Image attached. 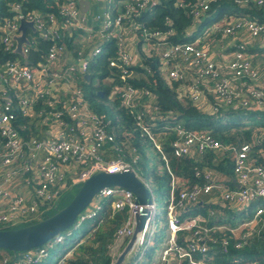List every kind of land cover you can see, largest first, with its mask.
Returning <instances> with one entry per match:
<instances>
[{"label": "built area", "instance_id": "2783aa9c", "mask_svg": "<svg viewBox=\"0 0 264 264\" xmlns=\"http://www.w3.org/2000/svg\"><path fill=\"white\" fill-rule=\"evenodd\" d=\"M80 1L69 0L62 7L59 16L35 14L27 19L16 16L7 20L0 28L5 31L2 43L7 50L14 52L16 41L13 37L22 34L19 31L21 20L34 23L36 32L29 31L35 33L36 37H31L28 33L31 45L23 47L26 56L29 47L35 43L32 38L50 42L45 61L37 65V70L27 68L20 62H8L6 70L0 73V225L15 226L43 217L65 189L68 190L73 184L83 183L96 172L133 169L130 162L119 157L112 161L103 158L108 146L121 150L115 144L116 135L108 129L110 124L105 123L90 108L83 90L78 87L74 78V74L90 76V63L103 55L102 43L117 39L116 49L120 63L115 62L114 66L122 69L120 79L126 83L114 85L110 97L122 101L140 124L142 135L148 136L161 152V144L154 129L160 133L173 130L176 140L172 147L176 156L185 157L193 153L201 156L210 153L229 154L233 161L232 182L235 188L227 184L228 180L218 179L219 182L214 173L206 169L203 173L195 174L196 177L203 176V186L183 190L178 195L177 178L164 158L171 176L170 194L166 202L167 238L154 261L158 264H209L207 261L212 257L211 249L214 245H220L225 253L229 250L228 239L214 237L224 231H231L235 236L245 229L246 232L235 243L236 249L244 248L253 233L260 232L257 230L258 224L264 226L263 208H259L251 220L237 227H210L200 215L190 213L205 196L217 203L223 201L235 211L247 209L254 199H264V166L251 160L254 144L227 146L210 132L189 131L182 125L169 121L167 126L160 128L151 118L148 122L145 121L146 114L151 113L152 101L149 100V104L144 105V97H150L151 100L155 98L146 89L134 88L127 83V79L134 75L130 69L143 67V58L158 59L165 79L181 81L182 88L190 93L194 101L205 106L204 90L219 97L221 101L212 109L215 117H229V113L221 109L223 106L236 112L240 109L245 114L257 111L264 113L263 61L257 60L259 63L255 65L254 55L251 54L255 40L259 39L264 46V25L250 18L230 21L223 19L220 23L217 22L213 26L215 33L223 32V37L230 39L227 43H234L233 49L228 47L227 53H223L220 60H217L211 49L202 47L200 40L172 44L169 38L175 34L173 28L161 31L140 23L138 18L143 12L155 15L156 0H97L105 3L107 10L103 17H96V24L90 18L93 14L92 5L90 11L83 14ZM212 1L216 0H197L200 10L195 11L194 16L202 18L209 11ZM238 3L241 1L238 0ZM257 4L263 6L264 0H257ZM170 25L172 24L167 21V26ZM66 30L72 34L75 32L73 42L75 46L79 45L77 50L68 45ZM80 35H86V43L78 38ZM85 44L87 49L82 46ZM188 75L191 77L187 78ZM115 79L110 77L107 80L110 83ZM14 98L17 99L16 104L12 100ZM39 99L46 101L45 105L49 107L46 114L40 112L36 116L46 115L51 120L53 136L50 139H38L33 135L26 137L20 132L16 108L21 110L23 116H30L32 104ZM66 116L69 120H65ZM262 135L260 139L264 140V134ZM78 167L82 169L76 174ZM70 173H73L72 181ZM110 197L115 198L111 204L112 215L129 209V219L117 231L116 242L112 247V250L118 252L133 236L136 215L142 208L135 203L131 192L118 187L102 191L94 200L95 203L79 218V224L96 217L103 209V199ZM152 199L153 204L146 206L150 217L144 232L123 264H145L146 252L157 239L159 212L153 194ZM47 255L43 247L28 251L20 264H37ZM64 259L58 263L63 264Z\"/></svg>", "mask_w": 264, "mask_h": 264}, {"label": "trees", "instance_id": "16d2710c", "mask_svg": "<svg viewBox=\"0 0 264 264\" xmlns=\"http://www.w3.org/2000/svg\"><path fill=\"white\" fill-rule=\"evenodd\" d=\"M68 1L0 0V28L5 25L7 20L16 16H22L26 19L35 14L44 16L55 14L59 16L62 7ZM240 1L241 3H238V0L212 1L210 2L209 11L205 15L203 14L202 18L197 19L193 14L195 11L200 10L197 0H156L154 4L155 15L152 16L149 12H143L138 20L147 28H155L161 31L173 28L175 34L169 38L172 44L191 43L200 40L202 47L212 50H214L213 48L218 49L214 56L220 59L223 53H227L228 47L231 50L233 49L234 43H227L230 39L224 38L223 32L215 33L213 26L217 22L220 23L223 19L230 21L238 18H250L264 25V5L259 6L257 0ZM167 21L172 25L167 26ZM188 31L191 33H188ZM28 33L31 37H36L35 33L31 31H28ZM4 34L5 31L0 29V73L6 70L8 62H20L23 66L35 71L37 70V65L45 61L50 47L49 41L36 38L35 43L29 47L26 64L22 56L7 50L2 43ZM74 37L75 32L72 34L67 30L65 31V39H67L68 45L70 48L77 50L76 48L79 45H74ZM116 41L117 39H112L102 43L103 55L90 63V76L88 79L86 75L74 74L78 87L83 90L90 108L104 119L105 123L110 124L108 129L115 133V144L121 149L117 151L113 146H108V151L103 158L106 161H112L119 157L126 162H130L133 170L151 190L155 200L157 201L158 197L164 200V206L158 213L157 220L162 216L168 222L166 202L170 194L171 176L166 168L165 159L171 172L177 178L178 195L183 190H191L195 186H203L205 184L203 176L196 177L195 174L196 172L203 173L206 169L214 173L216 180H228L227 184L231 188H235L232 182L234 177L233 161L229 154L210 153L201 156L193 153L189 156L178 157L172 147V143L176 140L175 131H161L160 133L154 129L161 144L160 152L148 136L142 135L140 124L135 121L131 113L122 104V101L118 98L114 100L110 97L114 85L126 83L120 79L122 69L114 66L115 62H119ZM261 43L259 39L254 41V48L251 54L254 55L255 65L259 63L257 60H262V67L264 68V46ZM142 65L143 67L138 66L130 69L134 75L127 79V83L138 90L146 89L150 91L152 97L155 98V100H151L150 97H144V100H146L144 105L149 104V100L150 102L152 101L150 103L152 105L151 113L149 115L146 114L145 121L148 122L151 118V120L157 122L160 128L167 126L169 121L173 124H180L189 131L210 132L223 145L227 146L236 144V141H239L240 145L252 143L254 147L251 160L264 166V140L260 139V136L264 134V113L256 110L258 113L250 112L245 114L240 109L236 112L232 108L227 109V107L223 106L221 109L226 110L229 113V117H215L216 115L212 114V109L213 106L221 101L219 97L204 90L206 103L203 106L201 103L194 101L190 93L182 88L181 81L165 79L158 59L143 58ZM94 77L98 79L99 87H94L92 83ZM110 77L116 79L114 82L105 85L104 81ZM190 77L188 75L187 78ZM187 80L189 81V79ZM12 100L15 104L17 103L16 98ZM45 102L39 99L38 102L33 103L32 114L27 117L21 114L19 108H16L15 113L22 135L26 137L33 135L38 137V139L47 135L45 128L47 125H51V120L46 115L36 116L40 112L46 114L49 111V107L45 105ZM154 107L156 110H154ZM65 120H69V118L66 116ZM145 124L150 126L146 122ZM149 149L156 153L155 165L150 170L140 173L141 165L150 161V156L147 153ZM81 169V167H78L75 173H79ZM72 174L70 173L71 181L73 180L71 178ZM81 185L82 183L73 184L68 190L65 189L60 198L52 205L50 211L43 217L15 226L0 225V230L22 228L54 215L71 202ZM114 200V197L104 198L101 202L103 209L98 212L96 217L87 219L81 224H79L80 219H78L72 229L59 236L64 237L63 241L58 242V237L45 245L43 248L48 255L37 264H59L58 261L64 258L63 264H112L114 258L111 255V250L116 242L117 231L124 227L129 219V209L127 208L112 215L111 204ZM210 200L211 198L208 196L203 197L201 202L190 213L207 219L210 227L216 225L237 227L251 220L259 208L264 209V199H254L247 209L241 211H235L223 201L217 203L215 200ZM212 212H215V215H212ZM257 230H260V232L253 233L248 244L242 249H236L235 243L240 235L246 232L245 229L239 232L240 235L235 236L231 234V231H224L220 235L215 234L214 237L218 239H228L230 247L228 252L225 253L220 248V245H214L211 249L212 257L208 259L207 263L264 264V226H257ZM74 232L78 234L76 236L77 241L71 240L75 236L73 235ZM183 236L184 234L181 235L180 240H182ZM189 236L191 237V234ZM127 243L128 241H126L124 246ZM156 246L157 239L146 252V264H157L153 260ZM70 251H73V254L67 258L66 256ZM25 253L27 252L15 253L0 249V264H20ZM53 257L57 258L56 263H53ZM198 258L200 257L198 256ZM183 264L190 263L183 262Z\"/></svg>", "mask_w": 264, "mask_h": 264}, {"label": "water", "instance_id": "95a60500", "mask_svg": "<svg viewBox=\"0 0 264 264\" xmlns=\"http://www.w3.org/2000/svg\"><path fill=\"white\" fill-rule=\"evenodd\" d=\"M90 6L91 0L80 1L83 14L90 11ZM29 30L36 32L34 23L22 19L19 27L22 34L13 37L16 41L14 53L22 56L25 63H27V56L23 52V47L31 45L28 40ZM86 77L88 79L89 75ZM114 187L131 192L135 197V203L142 207L136 215L133 236L112 263L123 264L144 232L150 217L149 209L146 206L153 204L151 190L133 169L119 172L99 171L92 174L82 183L71 202L54 215L22 228L0 230V249L17 253L44 247L72 229L102 191Z\"/></svg>", "mask_w": 264, "mask_h": 264}, {"label": "rangeland", "instance_id": "374dc122", "mask_svg": "<svg viewBox=\"0 0 264 264\" xmlns=\"http://www.w3.org/2000/svg\"><path fill=\"white\" fill-rule=\"evenodd\" d=\"M91 5H92V13L97 17V16H101L103 17L104 15V12L105 10H107V5L103 2H98L97 0H92L91 1ZM95 17V18H96ZM33 40H36V38H32ZM214 50L211 49L213 55L218 51V49L216 48H213ZM215 57V56H214ZM216 58V57H215ZM217 60H220L218 58H216ZM92 74V73H91ZM94 75V74H93ZM94 87H99V81L96 77H94V80L92 81ZM109 83L108 80L104 81V84L107 85ZM238 140V139H237ZM235 146H239L240 145V142L239 141H236V144H234ZM147 153L149 154L150 156V161L149 163L147 162H144L140 167L139 169V172L140 173H144L146 170H150L152 166L155 165V156H156V153L155 151H152L151 149H149L147 151ZM143 169V170H142ZM164 200L161 199V198H157V207H158V212H160L164 206ZM167 222L164 220V218L161 216V218L158 220L157 222V246L154 248V258H157V256L160 254L161 252V249H162V245L165 241V239L167 238ZM76 229V228H74ZM76 232H74L73 235H75L73 237V239L71 240H74V241H77L78 239L76 238V236H78V234H75ZM64 237L60 238L58 240V242H61L63 241ZM78 247V246H77ZM76 247V248H77ZM124 248L120 249L118 252H116L115 250H111V255L112 257L115 259L119 254L120 252L123 250ZM73 254V251H70L68 254H67V258L71 257V255ZM154 260V259H153ZM53 263H56L57 262V258L56 257H53L52 259ZM61 261V260H60ZM58 261V262H60ZM146 261V260H145Z\"/></svg>", "mask_w": 264, "mask_h": 264}, {"label": "crops", "instance_id": "0c3cea01", "mask_svg": "<svg viewBox=\"0 0 264 264\" xmlns=\"http://www.w3.org/2000/svg\"><path fill=\"white\" fill-rule=\"evenodd\" d=\"M96 16L94 15V14H92V16L90 17L93 21L92 22H94V24H96L95 22H96V18H95ZM85 37H86V35H80L78 38H80L81 40H82V42L83 43H86L85 42ZM82 46H85L86 47V49L88 48V46L85 44V45H82ZM45 130H46V132H47V135H45L43 138H47V139H50V138H52V136H53V129H52V127L50 126V125H47V127L45 128ZM48 131H49V133H48ZM0 174H1V171H0ZM205 197H207V196H205ZM209 197V196H208ZM202 217V216H201ZM204 218L202 217V220H203ZM205 221H206V223L208 224V220L207 219H205ZM204 222V221H203ZM262 224L260 223V224H258V226H261ZM145 264H146V261H145ZM158 264V263H157Z\"/></svg>", "mask_w": 264, "mask_h": 264}]
</instances>
